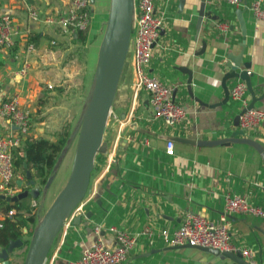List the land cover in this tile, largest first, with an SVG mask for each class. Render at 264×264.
I'll use <instances>...</instances> for the list:
<instances>
[{"label": "crops", "instance_id": "obj_1", "mask_svg": "<svg viewBox=\"0 0 264 264\" xmlns=\"http://www.w3.org/2000/svg\"><path fill=\"white\" fill-rule=\"evenodd\" d=\"M107 1L90 2L87 38L79 46L75 35L62 34L54 23L31 21L25 8L27 4L41 18L55 19L66 11L70 0H0V17L8 15L17 30L13 36L14 55L2 50L5 63L0 66V94L13 93L28 111L30 127L21 137V144L40 137L54 141L66 124L67 140L74 131L83 106L86 71L90 72L87 89L90 84ZM253 4L264 10V0H240L237 6L225 0H205L204 15L196 29L199 0H154V14L162 23L144 70L168 85L170 97L182 106L185 118L168 125L151 116L145 92L135 88L136 65L131 48L104 126V150L94 158L87 189L79 201L81 210L71 212L64 220L43 264H74L82 250L96 239L112 246L114 238L109 227L134 237L121 264H236L197 247L168 245L160 230L175 229L185 211L215 220L223 212L225 197L233 194L264 206V163L254 148L238 142L197 145L180 141L234 136L239 130L235 116L242 102L248 104L252 97V108L264 112V20L254 17ZM237 9L242 24L237 20ZM30 34L37 38L32 51L26 53ZM79 50L83 52L82 62L75 57ZM227 54L247 64L252 96L246 86L240 99L228 96L236 82L244 81L237 77L222 80ZM24 61L25 70L20 74ZM74 62L84 65L83 79L72 77ZM7 129L0 116V133ZM243 136L256 140L264 150V120ZM166 137L174 138L172 154L165 152ZM72 153L73 148L65 150L48 186L38 183L26 163L23 168L15 167L17 192L22 186L28 187V172L29 179L39 186L38 195L45 198L27 196L26 201L43 205L64 183ZM16 154L20 155L21 150ZM58 171L62 177L57 178ZM17 180L22 182L20 187ZM5 202L11 201H0V221L5 218ZM76 215L79 219L73 220ZM226 219L231 244L236 249L250 250L248 262L264 264V217L232 213ZM19 247L8 253L7 264H15Z\"/></svg>", "mask_w": 264, "mask_h": 264}, {"label": "built area", "instance_id": "obj_2", "mask_svg": "<svg viewBox=\"0 0 264 264\" xmlns=\"http://www.w3.org/2000/svg\"><path fill=\"white\" fill-rule=\"evenodd\" d=\"M20 1L27 3L28 0ZM225 1L234 6L240 4V0ZM153 3L154 0H134L133 2L130 42L136 65L135 88L145 92L151 116L171 125L182 122L185 118V111L170 97L168 85L148 75L144 70L151 58L152 47L157 40L162 23L161 19L154 14ZM25 8L31 21L43 20L44 23H54L65 35L70 36L75 30H85L88 26L89 17L86 8H90V0H70L66 11L55 19L50 16L41 18L39 13L27 4ZM251 10L255 18L264 20V10L260 9L257 4H253ZM11 21L8 15L0 17V49L3 51L13 46V36L17 32ZM50 44L54 42L50 41ZM32 49V43L26 44V53L31 52ZM24 70L25 61L20 74H23ZM244 90L245 84L238 81L229 89L228 96L234 100L240 99ZM242 103L237 125L242 132H249L264 120V112L252 107L246 108L247 104ZM0 116L8 125L7 131L0 133V196L10 197L18 190L14 185L12 151L21 145V137L27 135L30 124L28 111L20 106L17 96L10 92L0 94ZM172 151V142L167 140L165 152L172 154ZM17 153H20V150ZM30 205L39 212L40 204L37 207V202L33 200ZM80 210V205L77 203L72 212ZM14 213L15 209L9 208L4 213V217L13 219ZM232 213H247L264 217V206L250 203L244 195L233 194L225 197L223 212L215 220L185 211L175 229L171 232L161 229L160 234L168 245L188 244L212 247L219 251H239L240 255L246 259L250 256V250L247 247L236 249L229 241L230 232L226 218ZM109 229L113 233V245H104L100 239H96L82 250L74 264H121L126 258L128 249L134 243V237L114 227H109ZM97 230L98 228L95 227V231Z\"/></svg>", "mask_w": 264, "mask_h": 264}, {"label": "water", "instance_id": "obj_3", "mask_svg": "<svg viewBox=\"0 0 264 264\" xmlns=\"http://www.w3.org/2000/svg\"><path fill=\"white\" fill-rule=\"evenodd\" d=\"M182 1V0H180ZM92 2V0H90ZM134 0H108L105 19L102 22V29L96 49L95 61L92 70L91 80L87 93L83 99V106L78 118L77 125L64 144L58 155L53 172L49 176L44 186L51 182L54 168L65 150L71 145L74 139V148L68 174L62 186L55 192L41 214H38L28 237L25 252L21 264H43L50 248V245L62 226L64 220L71 214L74 206L79 203L85 194L89 182L90 173L93 168L94 157L97 153L104 150L102 144V134L106 119L111 110L112 101L116 91L117 83L120 77L122 66L127 54ZM205 0H199V7L196 19V29H198L202 16L204 15ZM237 20L240 24L241 12L235 10ZM242 27V26H241ZM225 62V73L223 79L237 77L244 81L248 92L252 96V91L248 81L247 64L241 62L238 57L227 54ZM237 72L236 70L239 69ZM189 80H187L188 82ZM187 92L190 94L189 87ZM226 96L227 92L225 91ZM147 97V96H146ZM145 100L148 104L147 98ZM252 100L246 105V108L253 106ZM148 107V106H147ZM238 114L235 116L234 124L237 125ZM237 135V136H236ZM240 136V137H238ZM166 140L174 138L166 137ZM180 141L186 143H195L197 145L225 144L230 142L244 143L256 150L264 163V150L259 142L243 136V132L238 130L234 136L214 139V140H193L181 138ZM26 172L28 187L22 186L18 192L7 200H17L18 198L31 196L37 197L39 186L34 185V181L29 179ZM21 181L16 184L20 187ZM80 215H76L73 220H78ZM25 230V228H23ZM20 238H9L6 245L0 247L1 264H7V255L13 248L22 244ZM183 246L197 247L207 250L220 258H228L236 264H252L244 259L239 251L218 250L212 247L188 245ZM174 245V246H182Z\"/></svg>", "mask_w": 264, "mask_h": 264}, {"label": "trees", "instance_id": "obj_4", "mask_svg": "<svg viewBox=\"0 0 264 264\" xmlns=\"http://www.w3.org/2000/svg\"><path fill=\"white\" fill-rule=\"evenodd\" d=\"M86 11L88 12L89 17L90 9L86 8ZM33 35L34 34L28 35V41L26 43H34L37 36ZM72 35H75V42L79 46H83L87 38V29L75 30ZM14 53V47H11L7 51V54L10 56L14 55ZM4 63V54L0 49V66ZM68 133L69 129L66 124L62 127L60 132L57 133V138L54 141H49L45 138L40 137L23 142L21 146L18 147V149H14L13 151V167L23 168L22 164L26 163L28 167L30 166L29 168L34 171V176H36V178L38 179V183L44 184L48 176L53 172V167L58 159L59 153L61 152L67 140ZM18 150H21L20 155L16 154ZM26 198L27 196L18 198L17 200H9L11 202H5V204H3V211L6 212L7 209L14 208L15 213L13 219L3 218L0 226V245H6L9 238H20L23 242L19 248H21L23 254L25 252L28 241L27 235H30L33 225L38 216L37 210L33 209L30 203L26 201ZM3 199L6 198H1L0 196V201H3ZM29 224L30 227H28ZM23 228H25V230H23Z\"/></svg>", "mask_w": 264, "mask_h": 264}, {"label": "rangeland", "instance_id": "obj_5", "mask_svg": "<svg viewBox=\"0 0 264 264\" xmlns=\"http://www.w3.org/2000/svg\"><path fill=\"white\" fill-rule=\"evenodd\" d=\"M105 18L103 17V20H104ZM103 22V21H102ZM102 25V24H101ZM101 29H102V27L100 28V33H101ZM100 33H99V37H100ZM130 35H131V33H130ZM131 51V42L129 41V46H128V50H127V53L128 52H130ZM79 53H76L75 54V57L77 58V56H78V59H80V61L82 62V57H83V52H82V50H79L78 51ZM72 67H73V70H74V73L72 74V77L73 78H76L77 80L80 78V79H83V76H84V74H85V72H84V65L82 64V63H80V65L78 64V63H76V62H74L73 64H72ZM77 70H78V72H77ZM89 77H90V72L89 71H86V75H85V81L83 80V86H84V89H83V92L86 94L87 93V85H88V83H89ZM87 78V79H86ZM73 80V79H72ZM69 148H74V139L72 140V143H71V145L69 146ZM70 154H71V152H70ZM70 154H68V157L70 156ZM73 154V153H72ZM67 156V155H66ZM64 157V156H63ZM68 157H66L65 158V161H67V159H68ZM60 167H62V168H64L65 170H66V172H67V168H65V167H63V166H60ZM68 174V173H67ZM56 176H57V178H58V176H61V175H59V171L56 173ZM55 176V177H56ZM54 177V178H55ZM62 177V176H61ZM60 178V177H59ZM63 178H64V176H63ZM57 180V179H56ZM62 186V185H61ZM60 188V187H59ZM58 188V189H59ZM44 188L43 187H41V191L43 190ZM55 194V193H54ZM52 196H53V194H52ZM40 197V199L41 198H45V196H43V197H41L40 195H38V197L37 198H39ZM50 198H51V195H49L48 197H47V199H46V202L42 205L41 204V207H40V209L38 210L39 211V213L37 212V215L38 214H41V212L43 211V209L45 208V206L48 204V202L50 201ZM37 207H38V205H37ZM28 227H30V224H29V226ZM28 237H29V234L27 235ZM17 254H15V256H14V258H15V260H14V263L15 264H20L21 262H22V258H23V253H22V250H21V248H18L17 249V252H16ZM16 261V262H15Z\"/></svg>", "mask_w": 264, "mask_h": 264}]
</instances>
